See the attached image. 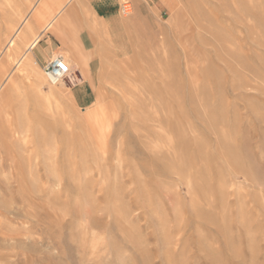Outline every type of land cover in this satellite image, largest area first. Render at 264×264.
<instances>
[{"label": "rangeland", "instance_id": "obj_1", "mask_svg": "<svg viewBox=\"0 0 264 264\" xmlns=\"http://www.w3.org/2000/svg\"><path fill=\"white\" fill-rule=\"evenodd\" d=\"M42 1L0 0V264H264V0H122L86 110L26 51Z\"/></svg>", "mask_w": 264, "mask_h": 264}, {"label": "crops", "instance_id": "obj_2", "mask_svg": "<svg viewBox=\"0 0 264 264\" xmlns=\"http://www.w3.org/2000/svg\"><path fill=\"white\" fill-rule=\"evenodd\" d=\"M121 1L80 0V6L68 13L69 21L45 32V45L40 40L31 52L40 66L63 55L78 72L81 83L70 89L78 108H95L102 100V85L118 73L121 63L134 57L136 32L119 15Z\"/></svg>", "mask_w": 264, "mask_h": 264}, {"label": "bare ground", "instance_id": "obj_3", "mask_svg": "<svg viewBox=\"0 0 264 264\" xmlns=\"http://www.w3.org/2000/svg\"><path fill=\"white\" fill-rule=\"evenodd\" d=\"M54 1H56V0H54ZM61 1L62 0H58V2H57V6L59 8V12L57 13V16H53L55 10H53L48 5L49 4V0H44V1L40 2V4L37 7H35L34 16H33L34 19L33 20L37 24H38V22L41 24L43 21H45V25H44V23H42V25H44V27L42 29L44 32H48L50 30H54V28H58V27H60L62 25V23L68 21L69 17H70V14H68V13L71 12L72 10H75V7L74 8L71 7L69 9V11H66V9H68V6L73 5L74 1L76 3V6H80V3H81L80 0H67L65 2L64 1L61 2ZM61 13H64V14L62 15ZM60 14L62 16L58 17ZM31 29H32V24L28 25V27H25L24 29H22L20 31L19 30L16 31V33L18 32L17 33L18 35L16 37L18 39L20 38V40L24 41L26 38H28ZM2 35H3V32H0V37ZM39 40H40V38L37 37L36 39H34V41L30 45L27 44L28 47L26 48V51L27 52H32L33 49L35 48V46L38 44ZM14 41L15 40H11L10 41L11 46L14 45ZM22 41H20V42H22ZM31 58L32 57L30 56L29 60L26 63L27 65H29L30 60H32ZM35 64L37 65V63H35ZM4 70H5V61L0 58V76L4 72ZM3 90H4L3 89V85H0V103L3 100Z\"/></svg>", "mask_w": 264, "mask_h": 264}, {"label": "built area", "instance_id": "obj_4", "mask_svg": "<svg viewBox=\"0 0 264 264\" xmlns=\"http://www.w3.org/2000/svg\"><path fill=\"white\" fill-rule=\"evenodd\" d=\"M121 13L124 17H129L132 14V4L124 3L121 8ZM76 72H73L63 55L56 56L44 68L46 78L54 85L69 81L71 84L77 83ZM79 81V80H78Z\"/></svg>", "mask_w": 264, "mask_h": 264}]
</instances>
